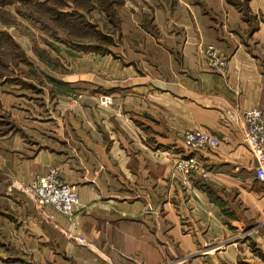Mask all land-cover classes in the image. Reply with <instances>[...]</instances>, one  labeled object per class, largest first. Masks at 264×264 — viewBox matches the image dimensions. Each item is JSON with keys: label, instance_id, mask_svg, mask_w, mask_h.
I'll use <instances>...</instances> for the list:
<instances>
[{"label": "crops", "instance_id": "obj_1", "mask_svg": "<svg viewBox=\"0 0 264 264\" xmlns=\"http://www.w3.org/2000/svg\"><path fill=\"white\" fill-rule=\"evenodd\" d=\"M247 6L252 20L228 0H124L109 53L76 51L66 73L41 66L73 94L1 97L17 128L0 130V264H264V184L230 115L264 111V0ZM190 129L220 145L187 149ZM179 154L207 175H178ZM51 167L78 195L73 221L30 188Z\"/></svg>", "mask_w": 264, "mask_h": 264}, {"label": "rangeland", "instance_id": "obj_2", "mask_svg": "<svg viewBox=\"0 0 264 264\" xmlns=\"http://www.w3.org/2000/svg\"><path fill=\"white\" fill-rule=\"evenodd\" d=\"M18 1L19 0H15L14 3L3 4L0 0V110H3V115L0 116V130L5 133H7L10 129L12 130L13 128H17L14 125V121L10 119L8 112L1 106L2 98H5V95L8 93L7 91L15 92V94L18 93L17 91H31V93H35L37 91L35 88L42 91L41 88L37 87L38 85L42 86V84H44L49 89V91H51L56 87V85L41 74L43 71L41 66H47L54 71L57 70L59 72L66 73V71L68 72V64L66 61L77 57L75 54L77 51L76 48L72 46L67 47L66 44L60 42V40H57L55 37H51L50 33L43 28H35L19 13V11H26L28 14L33 16H40L41 20L51 24L54 31L59 33L61 36H65L67 29H64V31L60 25L50 19L48 13H44V9L46 10L47 6H54V2L47 1L46 4L42 6L41 9H39V7L34 3V0L31 2ZM90 2L91 5H99V3L95 0H90ZM91 5L89 7H91ZM123 5L124 3L116 5V7H112L116 12V14H114V18L119 22V29L118 32L116 31L117 33L114 34V44L106 45L109 48H112L114 45H116L118 40L117 34L121 31L122 17L120 13L122 14L121 10ZM82 12L85 11L82 10ZM90 16L94 21L99 23L101 29L104 28L105 22L100 20L101 13L99 8H95L91 12ZM107 27L109 28V26L106 25V31H108ZM87 33V38H89L92 43L96 44V37L94 39L95 41H93L91 32L88 31ZM9 36L18 45V47L12 44L8 38ZM24 39L29 42L31 46L30 49L33 50L34 55L30 56L29 53L26 52L24 48ZM84 39H86V37H84ZM98 43L102 44L100 41H97V44ZM67 48H69V50ZM23 51L26 54V57H28L29 62L25 61L24 55L21 54ZM61 59H63V61ZM30 82L36 83V85H33L35 88L27 86L29 84L31 85ZM30 88L31 90H29Z\"/></svg>", "mask_w": 264, "mask_h": 264}, {"label": "built area", "instance_id": "obj_3", "mask_svg": "<svg viewBox=\"0 0 264 264\" xmlns=\"http://www.w3.org/2000/svg\"><path fill=\"white\" fill-rule=\"evenodd\" d=\"M206 53L212 71L224 74L229 66L227 57L212 45L207 48ZM230 115L233 120L244 123L245 142L256 160L255 177L264 184V111L252 107L243 111H234ZM180 135L189 150L203 147L217 148L221 142L218 136L208 130L190 129ZM173 167L174 171L184 178L193 175L205 177L208 172L204 164L190 154H179L174 160ZM30 188L41 206H51L71 221L74 220L79 198L72 186L60 180L57 168L51 167L45 174L37 176L30 183ZM78 240L85 243L83 238ZM30 264H41V262L35 261Z\"/></svg>", "mask_w": 264, "mask_h": 264}, {"label": "trees", "instance_id": "obj_4", "mask_svg": "<svg viewBox=\"0 0 264 264\" xmlns=\"http://www.w3.org/2000/svg\"><path fill=\"white\" fill-rule=\"evenodd\" d=\"M2 3L11 4L14 3L15 0H1ZM24 2H31L32 0H19ZM18 1V2H19ZM47 1L54 2V6H47L46 10L44 9V13H48L50 19L60 25L62 29H67L66 35L61 36L59 33L52 29L50 23H47L44 20L40 19L39 17L33 16L28 14L26 11H19V13L26 18L31 25L35 28H43L50 33L51 37H55L60 42L66 44L67 47H74L77 49L78 52H85V51H94L100 54L109 53L111 50L106 45L114 44V34L118 32L119 29V22L115 20L114 14H116L115 10L112 7H116V5H120L124 3V0H95L99 3L97 6L96 4L91 5L90 0H34V3L41 9L42 6L46 4ZM229 2L235 4L236 6L240 7L244 11V18L247 20H252L249 14V9L247 6L248 0H228ZM23 3V2H22ZM97 3V4H98ZM91 5V7H89ZM100 6V7H99ZM99 8L101 13L100 20L105 22L104 28L101 29L98 22L92 19L91 12L95 9ZM85 11V12H82ZM264 21V17L262 18ZM106 25L109 26L105 30ZM144 27L149 30L153 31V27L148 24H144ZM87 29L91 32L93 36V41L96 40V44L92 43L89 38H87ZM254 29V26H252ZM65 31V30H64ZM117 31V32H116ZM57 33V34H56ZM8 35V34H7ZM65 37V38H61ZM86 37V39H84ZM96 37V39H95ZM12 44L16 47L18 45L13 41V39L9 36L8 37ZM95 39V40H94ZM97 41L102 42V44H97ZM69 50V48H67ZM24 55L25 61L29 62L28 57L26 54L21 52ZM1 74V73H0ZM41 74L46 77V79L50 80L52 83L56 85L50 92L53 94L54 92L71 95L74 93V90L67 82L62 80L56 79L47 75L44 71ZM29 87L35 88L33 85H27ZM37 91H41L40 89L35 88ZM201 187L210 195L212 201L219 204L225 210V203L222 200H219L217 197L214 196L213 191L207 187L206 185L202 184Z\"/></svg>", "mask_w": 264, "mask_h": 264}]
</instances>
